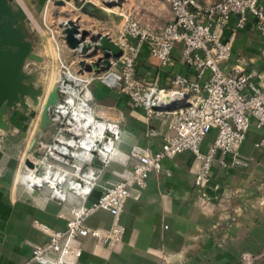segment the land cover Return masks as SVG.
<instances>
[{"label": "crops", "instance_id": "1", "mask_svg": "<svg viewBox=\"0 0 264 264\" xmlns=\"http://www.w3.org/2000/svg\"><path fill=\"white\" fill-rule=\"evenodd\" d=\"M96 1L103 8L105 3L108 4L106 0ZM203 1L210 4L218 0ZM261 1L264 4V0ZM89 2L54 0L45 11V0H29L32 10L42 11L46 24L57 27L65 16L60 14L53 22L52 16L73 7L77 17L84 15L92 20L88 24L92 25L94 33L109 34L116 39L121 23L107 18L105 9H97L91 2L93 7L87 8ZM142 2L134 13L136 19L150 29L161 31L173 20L167 0ZM19 3L28 14L22 0ZM125 5L123 0V10ZM58 7H61L60 11ZM239 18V14H234L223 32L224 40H229L234 31L236 35L231 58L222 66L225 71H232L237 66L245 71L264 70V39L252 20L237 28ZM45 32L55 51V56H48L52 63H58L60 73V59L67 63L69 54H75V51L59 37L53 41L47 28ZM32 41L36 52V43ZM183 48V43H178L171 63L163 67L150 44L143 45L137 57L138 77L168 88L173 77L180 73L204 86L210 73L199 78L196 70L185 63ZM78 60H73V64ZM49 62L45 56L41 61L27 60L24 69L32 63L31 72L36 73L38 79L50 66ZM56 79L49 77L46 87L43 86L44 92L45 88L47 92L53 89ZM93 94L98 117L117 121L124 130L118 151L104 169L102 179L105 183L124 179L132 171V150L156 152L162 147V137H152L149 133L152 129L166 131L168 115H148L128 95L100 81L93 83ZM27 101L29 109L26 111L21 105L10 109L5 118L8 127L0 129V264H26L35 248L49 242V233L37 227L36 220L52 229L65 227V221L58 214L66 211V207L45 193L29 191L25 185L26 159L29 155H39L40 141H49L55 131L54 126L41 130V115L36 116L41 104L34 105L29 98ZM252 124L241 146L247 166L223 167L216 161L211 180L202 190L197 183L200 163L190 152L164 159L162 172L152 173L144 188L131 189L120 215V222L125 227L122 242L112 247L86 237L77 242L83 247L81 257L68 256L67 260L78 264H248L245 260L248 258L250 264H264V144H258L264 139V126L257 128L254 120ZM31 125H34V132L39 131L40 137L32 154H28L34 144V137L27 135ZM215 134V131L209 133L203 150L208 149ZM99 195L100 189L90 201ZM113 223L114 217L103 210L88 220L90 226L101 229H108ZM50 255L58 257V253Z\"/></svg>", "mask_w": 264, "mask_h": 264}, {"label": "built area", "instance_id": "2", "mask_svg": "<svg viewBox=\"0 0 264 264\" xmlns=\"http://www.w3.org/2000/svg\"><path fill=\"white\" fill-rule=\"evenodd\" d=\"M167 1L173 20L161 31L124 15L120 34L114 39L123 54L112 58V66L107 70L82 73L80 65L72 67L73 63L69 65L60 59V100L50 111L55 131L49 141H40L39 155L31 158L35 167H27L24 177L29 191L45 193L66 207L58 214L65 227L52 229L36 220L34 224L48 232L50 239L33 250L26 264H78L67 257H81L83 247L77 242L86 237L101 245H119L125 233L120 215L131 189L144 188L152 173L164 170L166 158L190 152L200 163L197 183L202 190L211 180L216 161L223 167L247 166L241 146L253 120L257 128L264 126V70L245 71L237 66L225 71L222 65L231 58L236 32L229 40L223 39V32L231 17L239 14L237 28L252 20L264 39V4L261 0H218L210 4L203 0ZM53 2L45 0V11ZM68 21H60L57 27L44 21L53 41L58 37L65 41L63 32ZM147 43L163 67L171 63L176 45L183 43L185 63L196 70L199 78L210 73L205 85L180 73L168 88L141 80L137 57ZM25 67L27 72L32 71ZM95 81L128 95L148 115H168L166 131L152 129L149 133L162 137V147L156 152L132 150L131 174L108 183L103 181L102 174L116 155L124 130L119 122L98 117L93 105ZM186 95L185 102L168 109L174 106V100ZM185 103L188 104L181 106ZM212 131L216 132L214 139L203 150L202 145ZM258 144H264V139ZM99 189L100 195L90 201ZM101 210L114 217L108 229L88 224L89 218ZM50 253H58V257ZM245 260L250 264V259Z\"/></svg>", "mask_w": 264, "mask_h": 264}, {"label": "water", "instance_id": "3", "mask_svg": "<svg viewBox=\"0 0 264 264\" xmlns=\"http://www.w3.org/2000/svg\"><path fill=\"white\" fill-rule=\"evenodd\" d=\"M86 7L93 6L89 2ZM26 19L27 14L21 6L15 9L10 0H0V129L8 127L5 118L10 109L21 105L27 111L30 106L28 98L32 99L34 105H39V98L44 95V88L38 84L36 73L24 69L28 59L42 60V56L34 51L33 41L29 39L24 25ZM63 33L66 44L73 50H79L82 73H101L112 66V58H119L123 54L122 48L109 34L92 33L74 20L69 19ZM187 98L186 95L174 100V106L168 109H175L178 103L185 102ZM59 100V86L56 83L43 102L41 130L46 131L53 125L50 111ZM26 165L35 167L30 158L26 159ZM35 194L39 192L35 191Z\"/></svg>", "mask_w": 264, "mask_h": 264}, {"label": "rangeland", "instance_id": "4", "mask_svg": "<svg viewBox=\"0 0 264 264\" xmlns=\"http://www.w3.org/2000/svg\"><path fill=\"white\" fill-rule=\"evenodd\" d=\"M10 1H11L12 5L14 6L15 9H17L18 6H20V3H19L20 0H10ZM88 1H90L91 3L96 5L97 9H100L103 11L105 9V16H107V18H110L111 20H115L116 22H120V23H122V21L124 19V15H130V17H132V18H136V16H135L136 13H134V10L136 9V7H140L141 3H143L142 0H125L126 5H125V8L123 10V0H115L114 2H112L113 8H115L113 10V9L108 8V6H106V5H105V8H103L102 5L100 3H98L96 0H88ZM22 2L24 3V5L26 6V8L29 12L27 14V19H26V22L24 25L28 31L29 36L36 43V52L42 56H45V59L50 60V62H49L50 66H48V68L45 69L43 74H41L39 76V78L37 79L39 82L38 83L39 85L46 87V84L49 80V77L56 79L57 75L59 74L58 63L56 61L52 63L51 62L52 59L49 57V56H55V51H54L52 43L49 40L48 34L45 32L46 28H45L44 22H43L42 11L36 12V11L32 10L30 8L29 0H22ZM118 7H120V10H117ZM57 9L60 11L61 7H58ZM72 9H73V7L66 9V10H63L64 12H56L52 16V22L54 21L55 18L57 19L58 16L60 14H62V16H65V19L71 18V20L78 22L83 29H87L93 33L94 29H92L93 28L92 25L88 24V21H92V20H89L88 17L84 16V15L77 17V13L75 11H72ZM110 10H113V11H110ZM119 12L123 13V14L120 15ZM80 57H81L80 54L76 51H75V54H69V57H68L69 60H68L67 64H69V65L72 64L73 60H77L78 58L80 59ZM92 59H96V58H92ZM92 59H90V60H92ZM28 60L34 61L32 59H28ZM78 61H76L72 67H78L80 65ZM37 65H38V63H37ZM59 65H60V61H59ZM31 66H33L32 63L29 66V68H31ZM56 83H58V78H57ZM48 93H49V91L47 92L46 88H45L43 100L40 101L41 105H39L38 110H36V116L41 115V109L43 106V102H44L45 97ZM27 135L29 138L34 137L33 138L34 144H32L33 148L30 151H28V154H32V150L35 149L37 146L36 140L39 139V137H40L39 131L34 132V125H31ZM39 151H40V145H39ZM33 157H34L33 155H29L30 159L31 158L33 159Z\"/></svg>", "mask_w": 264, "mask_h": 264}, {"label": "bare ground", "instance_id": "5", "mask_svg": "<svg viewBox=\"0 0 264 264\" xmlns=\"http://www.w3.org/2000/svg\"><path fill=\"white\" fill-rule=\"evenodd\" d=\"M108 4H105L106 6H108V8L112 9L113 8V5H112V2H114L115 0H106ZM109 5H112V6H109ZM20 6L22 7V5L20 4ZM22 9L25 11V9L22 7ZM25 13L27 14V12L25 11ZM56 82H57V79H56Z\"/></svg>", "mask_w": 264, "mask_h": 264}]
</instances>
